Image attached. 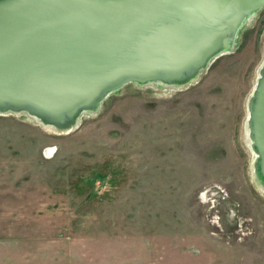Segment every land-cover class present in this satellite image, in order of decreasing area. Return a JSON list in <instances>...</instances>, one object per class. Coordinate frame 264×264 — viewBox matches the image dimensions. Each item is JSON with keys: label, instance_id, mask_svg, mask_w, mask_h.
<instances>
[{"label": "rangeland", "instance_id": "rangeland-1", "mask_svg": "<svg viewBox=\"0 0 264 264\" xmlns=\"http://www.w3.org/2000/svg\"><path fill=\"white\" fill-rule=\"evenodd\" d=\"M263 63L264 8L196 81L128 84L75 131L0 114V264H264L244 131Z\"/></svg>", "mask_w": 264, "mask_h": 264}, {"label": "water", "instance_id": "water-1", "mask_svg": "<svg viewBox=\"0 0 264 264\" xmlns=\"http://www.w3.org/2000/svg\"><path fill=\"white\" fill-rule=\"evenodd\" d=\"M264 0H0V114L65 131L128 84L188 85ZM248 103L264 187V63Z\"/></svg>", "mask_w": 264, "mask_h": 264}, {"label": "bare ground", "instance_id": "bare-ground-1", "mask_svg": "<svg viewBox=\"0 0 264 264\" xmlns=\"http://www.w3.org/2000/svg\"><path fill=\"white\" fill-rule=\"evenodd\" d=\"M256 15V14H255ZM255 15H252L251 17H248L244 20V23L242 24V26L240 27L239 29V32L242 30V28L246 25V23L248 22V20H250L252 17H254ZM254 23V22H253ZM238 32V34H239ZM237 34V36H238ZM236 40H237V37L236 39L234 40V44H233V47L230 51H228L227 53L225 54H229L231 51H233L235 49V45H236ZM263 65V64H262ZM262 68V67H261ZM261 71V70H260ZM258 77H259V74H258ZM158 84H161V85H167L165 83H161V82H157ZM168 86H182V85H168ZM184 86V85H183ZM253 92V91H252ZM252 95V94H251ZM251 97V96H250ZM249 100L250 98L248 99V102L246 104V123H245V128H244V131H245V142L247 144V148L250 149V151L252 152V155H253V164L255 162V159L257 157V155H254L253 151H252V140L249 136V127H248V103H249ZM33 119H35L36 121H38L39 123H41L46 129H48L49 131L53 132V133H56V134H67L69 132H72V131H75L78 127H79V124H80V118L75 122V127L72 128V129H69V130H65V131H62V130H59L57 129L56 127H53V126H50V125H46L44 124L43 122H41V120L37 119L36 117H33L31 116ZM33 124V123H32ZM57 135V136H58ZM244 139V138H243ZM253 164H252V167H251V179L253 180V182L256 184L257 188H258V191H260L261 193L264 194V187L261 185L260 181L257 179V175H256V170H255V167H253Z\"/></svg>", "mask_w": 264, "mask_h": 264}, {"label": "crops", "instance_id": "crops-1", "mask_svg": "<svg viewBox=\"0 0 264 264\" xmlns=\"http://www.w3.org/2000/svg\"><path fill=\"white\" fill-rule=\"evenodd\" d=\"M85 244H88V243H85ZM96 245H97V244H96ZM96 245H95V246H96ZM95 246H94L93 248H97V247H95ZM85 249H86V246H84V249H83V250H85ZM90 249H92V247H90ZM121 251H122V250H121ZM123 251L127 252L126 250H123Z\"/></svg>", "mask_w": 264, "mask_h": 264}]
</instances>
